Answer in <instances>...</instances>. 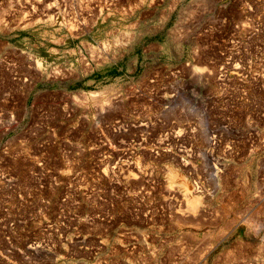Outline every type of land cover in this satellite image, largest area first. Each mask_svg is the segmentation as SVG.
<instances>
[{"label": "rangeland", "instance_id": "rangeland-1", "mask_svg": "<svg viewBox=\"0 0 264 264\" xmlns=\"http://www.w3.org/2000/svg\"><path fill=\"white\" fill-rule=\"evenodd\" d=\"M0 264H264V0H0Z\"/></svg>", "mask_w": 264, "mask_h": 264}, {"label": "bare ground", "instance_id": "bare-ground-1", "mask_svg": "<svg viewBox=\"0 0 264 264\" xmlns=\"http://www.w3.org/2000/svg\"><path fill=\"white\" fill-rule=\"evenodd\" d=\"M170 176H171L170 177L171 181L177 183L179 190L181 191V193L185 197H187L190 200L189 202L191 203V205H193V207L196 206L197 202L199 201V197L196 196L197 193L193 192V189H192L189 181H187L184 178V176L182 177V176L175 174V173L173 175H170ZM172 182H170V183H172Z\"/></svg>", "mask_w": 264, "mask_h": 264}]
</instances>
